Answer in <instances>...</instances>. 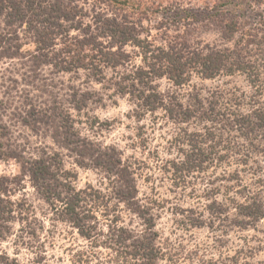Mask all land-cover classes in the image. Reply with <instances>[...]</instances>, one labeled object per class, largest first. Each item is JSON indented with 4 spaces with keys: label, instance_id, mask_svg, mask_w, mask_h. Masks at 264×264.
Wrapping results in <instances>:
<instances>
[{
    "label": "clouds",
    "instance_id": "clouds-1",
    "mask_svg": "<svg viewBox=\"0 0 264 264\" xmlns=\"http://www.w3.org/2000/svg\"><path fill=\"white\" fill-rule=\"evenodd\" d=\"M54 2L37 0L44 9ZM214 3L207 5L209 10ZM248 3L251 12L264 13V0ZM170 4L205 7L203 0H130L122 7L115 0H72L83 11L75 19H58L67 31L54 36L45 51L50 58L61 53L83 40V30L90 26L88 35L96 36L106 52L129 57L115 69L98 58L99 82L91 67L71 73H57L52 64L33 68L39 42L26 27L13 25L17 39L0 44V53L6 48L17 53L0 58V132L7 129V135H0V180L7 188L0 190V200L11 209L0 214V264H264V217L254 230L234 225L245 220L242 206L252 204L257 194L264 201V132L249 133L237 124L243 117L255 121L253 113L264 110V25L242 27L228 42L213 25L204 29L189 20L187 28L184 22L172 26L163 15ZM157 7L159 13L149 10ZM98 15L134 25V39L152 51L145 53L131 40L121 47L112 43V35H99ZM76 23L80 31L70 27ZM162 23L167 27L156 31ZM0 35L11 37L13 31L0 22ZM252 37L257 44L248 43ZM184 42L188 48L181 63L196 53L207 57L210 51H226L233 54L231 66L234 53L240 52L256 68L254 83L248 73L228 76L224 69L216 79L202 80L203 66L196 64L183 73L187 82L176 86L166 74L170 64L156 63L153 53L179 52ZM76 51L62 53L66 63ZM93 54L89 48L80 52L88 57L86 65ZM154 63L163 78L151 75ZM139 71L150 78L141 83ZM153 94L159 101L150 109L144 99ZM33 108L45 123H24ZM181 112H191V119L183 120ZM65 119L75 141L67 146L62 143ZM41 159L55 180H33L30 169ZM44 183L55 190L50 198L44 195ZM73 197H79L75 211L82 229L62 216ZM193 220L202 227H193ZM148 252L156 253L155 258L150 260Z\"/></svg>",
    "mask_w": 264,
    "mask_h": 264
},
{
    "label": "trees",
    "instance_id": "trees-1",
    "mask_svg": "<svg viewBox=\"0 0 264 264\" xmlns=\"http://www.w3.org/2000/svg\"><path fill=\"white\" fill-rule=\"evenodd\" d=\"M115 3L121 7L129 4L128 0H115ZM45 12H47V15L44 16L43 19H41V16H43ZM30 13L31 15H29ZM231 13L232 11L230 12L229 9L226 10V14ZM80 14L81 11L78 8L72 6V0H68L67 3H65V0H55L54 3H50L49 9L40 8L37 0H0V22L3 23V26L5 28L11 29L13 31V35L11 37L0 35V44H3L6 40L9 42V44H11L12 40L17 39L13 25L20 28L26 27L27 31L29 32L35 31L36 40L39 42L37 51L40 52V55L32 58L33 68L40 67L41 65L52 64L53 70L57 73H71L80 68L86 70L88 67H91L92 76L97 79V82H99L101 79L102 69H100L96 63H94L98 58L102 63H105L106 66H111L113 67V69H115L116 66H123V64L129 59V57L123 53L115 54L106 52L101 46V43L97 42L96 36L88 35L90 26L89 29L83 30L85 35V38L83 40H76L73 45L67 46L62 49L61 53H56L50 58L47 51H45V49H50L53 46L54 36H62V34L67 31L63 28L62 25L58 23V19L60 17H63L65 20L75 19V17ZM220 16V18H217V21L221 22V36L223 38L230 39L236 32L240 30V27L242 26L241 22L239 21L240 19H235L236 16L234 15L227 17L224 13L220 14ZM124 20L125 22H127L128 17L125 16ZM226 20L228 21L227 23H225ZM95 21L98 25V34L101 36H104L105 34L112 35L113 44H117L122 47L123 45L128 44V42L131 40L137 46H141L142 51H144L145 53L152 51L147 43L143 41H136L134 39L136 33V28L134 25L127 26V23L121 24L118 23L115 19L104 20L100 15L95 18ZM37 24L47 25V27L41 30L40 28L36 27ZM261 24L264 25V21ZM70 27L75 31L81 30V26L79 23L72 24L70 25ZM61 42H64V39H62ZM248 43L254 44L255 38H250ZM257 43L258 42H256V44ZM170 47L175 48V46L171 45ZM205 47L207 48L208 46L206 45ZM73 48L77 50L76 55L73 56L70 62L66 63L64 58L62 57V53L66 52L71 55ZM84 48L92 49L94 53L89 59V63L87 65L84 63V60L88 57L80 55V52ZM187 48L188 45L186 42H184L180 45L181 50L179 52L173 51L172 54H168L158 49V54L153 53V60L156 61V63L162 64L164 61H167L170 64V67L167 69L166 74L168 78L172 79L173 83L177 86H180L187 82L183 76V73L189 67H193V70H195L194 66L196 64H202L203 66V75H201L200 72H197V74L206 78L215 77L220 74L221 69H224L225 74H233L235 71L248 73L250 82L254 83L252 77L256 73V68L252 64L245 63L244 57L240 54V52L234 53L236 59L234 61H231V66H229V61L231 55L233 54H229L226 51L224 53H221L219 51H210L207 57H201L199 53H196L195 55H191L187 61L181 63L184 52ZM16 55L17 53L11 52L10 48H6L4 52L0 53V58H11ZM145 60H147V55H145ZM156 63L151 65V75L162 78L164 77L165 73L162 72L161 69H158L156 67ZM136 78L141 83H144L146 78H150V74L144 71H139L136 73ZM124 79H130V77H125ZM124 90L125 89L121 87V91ZM140 95L143 96V93H140ZM85 98H89L88 94H85ZM158 101L159 97L155 94L150 95L144 99L145 106H148L150 109H152ZM80 103H83V101H81ZM196 103L198 105L200 104L198 98H196ZM177 107L180 106L177 105ZM212 110L214 111V109ZM205 115L207 116L208 114ZM180 116L183 118V120L187 121L191 119L192 113L181 112ZM253 116L255 117V121H253L250 117H243L237 120V124L241 128L247 129L249 133L264 132V110H257L253 113ZM169 118H172L171 113ZM37 121L45 123L46 119L39 116L33 108L29 112L28 118L24 120V123L28 125H34ZM64 123L65 139L62 141V143L67 146L68 144L74 143L75 141L73 139V134H71L70 132V124H68L67 119H65ZM0 135H7V129H4L3 132H0ZM195 141L196 137L193 136L192 142L194 146ZM10 155L18 154L11 153ZM193 156L201 160L205 159L202 153L199 154L198 157L196 153H194ZM190 159L192 158L190 157ZM222 160L223 158H221V162ZM53 162L58 164V158H53ZM109 163H111V161H109ZM30 171L32 173L33 180H35L38 184L41 183V181H46L47 179L55 180V174L49 171V165L45 162L44 159L34 162ZM122 178H124L125 182L128 183L126 172L122 173ZM5 184V180H0V190L7 192ZM57 186H59V184H57ZM41 187L44 189V195L49 198L55 191L51 185H48L46 183L41 184ZM64 187L71 191V189L67 185H65ZM130 194L131 193H128L127 195ZM122 195L124 194L122 193ZM78 205L79 197L71 198L69 200V206L64 210L62 216H66L70 222L74 220L76 224L80 225L82 229V221L75 211ZM209 207L216 213H219L221 211L220 209H217L215 205H210ZM5 211L10 213L11 209L9 205L4 204V202L0 200V214L4 213ZM53 211H55V209H53ZM240 214L242 217H245V220L235 221L234 225L237 227H245L247 225H251L252 223L257 222L261 217H264V201H261L259 199V194H257L256 199H253L252 204L248 205L247 207L242 206L240 208ZM85 219H87V217H85ZM192 224L193 226H202L197 220H193ZM80 234L82 236L84 235L83 230H81ZM141 247H144V245H141ZM145 255L149 256L151 260L155 258L156 253L148 252L145 253Z\"/></svg>",
    "mask_w": 264,
    "mask_h": 264
},
{
    "label": "rangeland",
    "instance_id": "rangeland-1",
    "mask_svg": "<svg viewBox=\"0 0 264 264\" xmlns=\"http://www.w3.org/2000/svg\"><path fill=\"white\" fill-rule=\"evenodd\" d=\"M102 2H108V0H102ZM128 2H130V0H128ZM198 2H199V0H198ZM211 2H212V0H203V3L205 5L203 10H201L199 8L181 9L178 5L173 7L170 4L169 7L165 8L163 10V15L165 16L166 21H171L172 26H175L181 22H184L185 27L187 28L188 21L191 20L192 23L199 24L204 29H207L209 25H213L219 31L221 30L220 29V27H221L220 23L221 22L217 21V18H220L222 16V15L220 16V14H222V13H224L227 17L234 15V16H236L235 19H237V18L240 19L239 21L241 22L242 26L240 27V30L238 32L241 31L242 27H246L247 25H249L251 23H258V24L262 25L261 23L264 21L263 20L264 19V13H260V12L253 13V12H251L250 7H249L250 4L248 3V0H228V1H226V0L225 1L224 0H221V1L215 0L214 6L212 7L211 10H209L207 5ZM241 5H244V8L242 9V11H240L238 13H233L232 9L238 8ZM227 9H229L230 12L232 11V13L226 14ZM79 10L81 12L83 11L82 9H79ZM149 10L153 11L154 14L160 12V8H158V7L155 9H149ZM84 15L86 16L87 14L85 13ZM205 22H207V23H205ZM162 27H167V24L162 23L161 25L157 26V28L155 30L159 31V29ZM238 32H236V33H238ZM236 33L233 35V37L236 35ZM232 38L227 39V38L222 37V39H224L225 41H228V42H231ZM241 39H243V37H241ZM256 42L257 41L255 40L254 44H256ZM238 43H239V41H238ZM250 44H252V43H250ZM64 73H66V72H64ZM241 73L243 74V72H241ZM233 74H226V75L231 76ZM197 75H199V74H197ZM217 76L211 77V78H206V77L201 76V79L202 80H214V79H216ZM255 223L256 222L252 223L251 225H247L245 227H237V226H235V227L240 228L244 231H247L250 228L254 230L255 229ZM193 227L200 228L202 226H193ZM209 228H211V226H209Z\"/></svg>",
    "mask_w": 264,
    "mask_h": 264
}]
</instances>
